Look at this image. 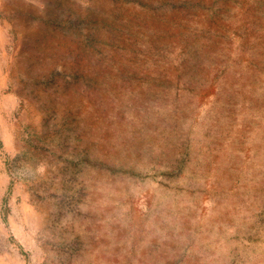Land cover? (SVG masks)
Returning <instances> with one entry per match:
<instances>
[{"label":"rangeland","instance_id":"374dc122","mask_svg":"<svg viewBox=\"0 0 264 264\" xmlns=\"http://www.w3.org/2000/svg\"><path fill=\"white\" fill-rule=\"evenodd\" d=\"M0 264H264V0H0Z\"/></svg>","mask_w":264,"mask_h":264},{"label":"bare ground","instance_id":"6f19581e","mask_svg":"<svg viewBox=\"0 0 264 264\" xmlns=\"http://www.w3.org/2000/svg\"><path fill=\"white\" fill-rule=\"evenodd\" d=\"M202 185V184H201Z\"/></svg>","mask_w":264,"mask_h":264}]
</instances>
